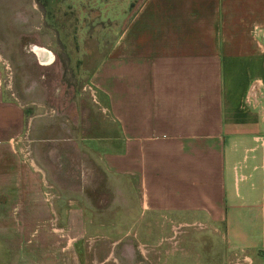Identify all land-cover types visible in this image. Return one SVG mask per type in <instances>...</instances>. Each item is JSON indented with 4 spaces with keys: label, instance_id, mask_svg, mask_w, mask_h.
<instances>
[{
    "label": "crops",
    "instance_id": "0c3cea01",
    "mask_svg": "<svg viewBox=\"0 0 264 264\" xmlns=\"http://www.w3.org/2000/svg\"><path fill=\"white\" fill-rule=\"evenodd\" d=\"M88 82L105 116L51 204L0 83V264H134L188 226L214 233L224 261L264 264V0H132ZM85 146L122 185L87 184ZM185 235L182 263L217 264Z\"/></svg>",
    "mask_w": 264,
    "mask_h": 264
},
{
    "label": "rangeland",
    "instance_id": "374dc122",
    "mask_svg": "<svg viewBox=\"0 0 264 264\" xmlns=\"http://www.w3.org/2000/svg\"><path fill=\"white\" fill-rule=\"evenodd\" d=\"M131 2L0 0V83L5 96L21 104L26 122L21 159L44 175L43 178L38 173L36 184L44 187L49 204L57 192L54 180L58 182L62 176L63 181L71 180L69 186L74 183L79 154L74 142L82 135L91 134L97 112L105 116L88 80L97 61L118 35L123 14ZM31 138L35 142H28ZM82 152L84 167L90 174L88 185H122V180L98 172V157L91 149L85 146ZM58 153L65 155L64 160L68 159L62 172L57 167L62 158ZM117 202V207L122 205V194ZM57 227L52 225L51 229ZM176 228L179 232L176 240L164 241L158 248L154 245L147 248L149 252L161 251L163 256L149 255L146 260L137 256L134 264H187L182 262L194 258L182 239L185 233L192 238L198 233L195 244L201 256L207 250V263L216 259L217 264L221 260L227 264L228 260L225 262L220 255V241L213 239L214 233L207 231L204 235L190 226ZM56 230L59 232V227ZM32 242L33 238H21L23 251L30 249ZM23 256L22 264H31L32 258ZM198 258L202 259L198 256L197 261ZM228 264L234 262L229 260Z\"/></svg>",
    "mask_w": 264,
    "mask_h": 264
}]
</instances>
